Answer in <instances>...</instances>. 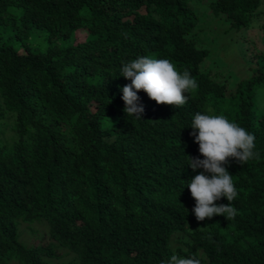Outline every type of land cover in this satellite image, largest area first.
I'll return each instance as SVG.
<instances>
[{
    "label": "trees",
    "instance_id": "trees-1",
    "mask_svg": "<svg viewBox=\"0 0 264 264\" xmlns=\"http://www.w3.org/2000/svg\"><path fill=\"white\" fill-rule=\"evenodd\" d=\"M258 6L0 0V259L50 264L45 258L60 247L73 254L66 264H168L173 255L264 264V112L254 102L264 71L229 86L198 36L202 12L241 28L262 13ZM34 29L46 32L42 51L24 39ZM142 56L190 73L197 87L184 105L157 104L139 90L142 118L127 117L121 89L131 80L120 70ZM197 113L222 115L255 136L258 158L224 165L237 190L234 219L194 215L188 183L204 171L188 165L204 158L190 135ZM19 221H42L50 241L27 245Z\"/></svg>",
    "mask_w": 264,
    "mask_h": 264
},
{
    "label": "clouds",
    "instance_id": "clouds-1",
    "mask_svg": "<svg viewBox=\"0 0 264 264\" xmlns=\"http://www.w3.org/2000/svg\"><path fill=\"white\" fill-rule=\"evenodd\" d=\"M120 71L123 77L131 80L130 84L121 89L127 117L142 118L144 107L138 103L139 90L146 92L157 104L178 107L186 103L185 93L197 87L196 81L187 70L181 74L167 59L138 57L124 64ZM191 127L194 131L190 135L195 137L199 153L204 157H190L188 163L193 171L204 170L188 183L190 193L195 199L194 215L197 221H204L214 215H224L228 220L234 219L237 210L232 207L231 202L237 197V190L232 175L224 165L230 163L229 158H234L241 165L258 158L259 153L253 151L255 136L236 123L229 122L222 115L197 113ZM197 129L198 135L195 132ZM221 197H226L229 203L217 206L214 202ZM168 264H200V261L173 255Z\"/></svg>",
    "mask_w": 264,
    "mask_h": 264
},
{
    "label": "rangeland",
    "instance_id": "rangeland-1",
    "mask_svg": "<svg viewBox=\"0 0 264 264\" xmlns=\"http://www.w3.org/2000/svg\"><path fill=\"white\" fill-rule=\"evenodd\" d=\"M204 8H206L205 5H203ZM257 10L262 13L253 14L251 24L241 28H230L229 22L224 17H214L207 11L201 13L198 36L200 41L209 48L208 65L212 70H216V76L228 77L231 87L236 86L240 79L244 83L264 71V0H259ZM80 37L84 35L78 33V39ZM24 39L40 51L48 46L44 30L34 29ZM68 43V41L62 42V44ZM259 77L263 76L259 75ZM254 102L257 113L264 112V84L258 87ZM18 235L19 239L27 245L50 241L47 236V227L42 221L34 223L19 221ZM57 252L60 256L45 258V260L50 264H66L73 257L66 248L57 247ZM0 264L20 263L12 258L0 259Z\"/></svg>",
    "mask_w": 264,
    "mask_h": 264
}]
</instances>
